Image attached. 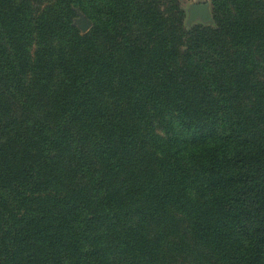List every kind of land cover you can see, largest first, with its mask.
<instances>
[{
    "label": "trees",
    "instance_id": "obj_1",
    "mask_svg": "<svg viewBox=\"0 0 264 264\" xmlns=\"http://www.w3.org/2000/svg\"><path fill=\"white\" fill-rule=\"evenodd\" d=\"M180 1L0 0V264H264V0Z\"/></svg>",
    "mask_w": 264,
    "mask_h": 264
},
{
    "label": "rangeland",
    "instance_id": "obj_2",
    "mask_svg": "<svg viewBox=\"0 0 264 264\" xmlns=\"http://www.w3.org/2000/svg\"><path fill=\"white\" fill-rule=\"evenodd\" d=\"M180 2H181V6L185 13L184 22H183L185 28L189 29L190 27L196 24L212 25L213 20H212L210 0H181ZM41 7H43V5H41ZM78 11L82 13L79 8H76V13ZM76 18H78V14L73 19V25L78 28V26L74 23ZM91 25H92V22H91Z\"/></svg>",
    "mask_w": 264,
    "mask_h": 264
},
{
    "label": "water",
    "instance_id": "obj_3",
    "mask_svg": "<svg viewBox=\"0 0 264 264\" xmlns=\"http://www.w3.org/2000/svg\"><path fill=\"white\" fill-rule=\"evenodd\" d=\"M77 14L78 18L75 19L74 23L78 26L82 33H85L90 28L91 22L79 11L77 12Z\"/></svg>",
    "mask_w": 264,
    "mask_h": 264
}]
</instances>
